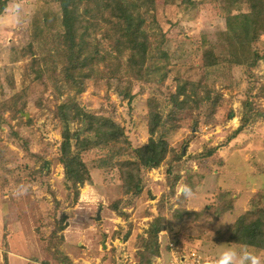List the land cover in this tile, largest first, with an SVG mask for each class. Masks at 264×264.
<instances>
[{
  "label": "rangeland",
  "instance_id": "rangeland-1",
  "mask_svg": "<svg viewBox=\"0 0 264 264\" xmlns=\"http://www.w3.org/2000/svg\"><path fill=\"white\" fill-rule=\"evenodd\" d=\"M86 1L79 7L84 11L89 3L88 20L96 19L102 29L114 27L102 17L107 10L97 11ZM135 1L153 20L151 37L167 32L170 76L150 83L114 72L112 62L99 63L100 71L85 80L75 100L86 112L113 117L133 147L146 145L152 136L165 138L182 157L146 168L144 189L130 199L117 167L135 157L128 143L79 150L73 139L91 175L75 200L60 162L62 134L68 128L81 137L92 134L84 121L65 123L58 115L62 101L73 94L59 55L66 35L63 10L59 0H27L22 25L6 19L0 26V264H62L56 255L69 257V264H136L156 217L165 225L159 233L162 252L153 264L168 263L171 243L216 257L217 245L229 243L216 241V233L248 211L264 214V56L249 69L231 62L229 50L228 19L250 13V5ZM251 24L254 45L264 54V10ZM95 33L109 47L102 31ZM206 45L215 47L219 64L205 65ZM176 77L195 82L197 89L181 96L186 103L171 111L169 91ZM150 99L164 120L154 135ZM11 106L24 110L14 113ZM169 168L181 175L173 196ZM182 184L193 188L192 199L178 194ZM115 203L127 217L113 209ZM64 217L65 229L54 233ZM249 247L264 256V249Z\"/></svg>",
  "mask_w": 264,
  "mask_h": 264
},
{
  "label": "trees",
  "instance_id": "trees-1",
  "mask_svg": "<svg viewBox=\"0 0 264 264\" xmlns=\"http://www.w3.org/2000/svg\"><path fill=\"white\" fill-rule=\"evenodd\" d=\"M63 10V23L66 35L60 38L61 52L59 55L64 58L63 76L68 82V90L72 95L65 97L59 106V117L68 121H84L86 130L92 137H81L72 133L68 128L63 134L60 144V162L64 166L65 178L69 188L75 194L77 201L80 192L79 186L91 179L90 171L81 157V153H76L73 139H76L75 147L85 150L93 145L126 141L135 153L134 158L121 160L117 163L120 179L123 183V191L130 199L140 195L144 189L145 170L150 166H160L169 159L182 157L176 154L165 138L156 140L153 136L150 141L142 147H133L126 137L125 130L120 123L113 117L86 112L75 100V96L85 88V80L99 72V63L108 64L112 62L114 72H121L127 77L136 78L140 81L156 83L164 82L170 76L169 59L170 53L165 47L167 43V32L162 28L160 37H151L149 29L154 28L150 24L151 20L145 16L141 9V4L135 0H87L96 5L97 11L107 10L108 15L102 13L104 19L112 22L114 27L102 29L96 19L88 20L89 3L84 9L80 10L79 4L83 0H59ZM191 4L192 0H184ZM145 2V1H144ZM141 1V3L144 4ZM150 3L155 6L156 1ZM238 3L250 5L252 11L248 14H240L229 17V50L232 55L231 62L238 65H246L249 69L255 67L259 59L264 56L254 45L252 37L253 18L264 10V0H226L227 6ZM6 0H0V13H3ZM147 13V12H146ZM92 15H95L92 13ZM100 15V14H99ZM155 19V17H153ZM86 21V22H85ZM160 27V26H159ZM97 30L102 31V39L110 40L109 47L104 46V41L96 38ZM127 52V53H126ZM127 56L126 60L121 57ZM204 63L206 66L219 64V56L216 54L214 46L204 47ZM175 88L170 87L169 99L172 103V110L186 103V98L181 96H191L197 89V84L187 78L176 77ZM152 105L149 115V130L154 135L164 122L160 111L157 109L154 99H150ZM14 113L24 110L23 106L10 107ZM2 107L0 106V117H3ZM168 123L169 120H167ZM25 150L28 147L22 144ZM173 169H168V180L172 196L175 194V186L180 181L181 175H172ZM187 182L192 186V175H189ZM75 190V191H74ZM113 209L122 216L127 217V213L122 211L118 203ZM64 220L54 231L65 229ZM164 219L155 218L151 222L146 238L144 249L139 251V261L136 264H153L156 256L162 252L159 233L164 229ZM216 241H227L239 245L253 246L264 249V214L248 211L238 218V220L222 232L214 235ZM56 245V243H53ZM60 258L62 264H69V257ZM49 264V262H47Z\"/></svg>",
  "mask_w": 264,
  "mask_h": 264
},
{
  "label": "clouds",
  "instance_id": "clouds-1",
  "mask_svg": "<svg viewBox=\"0 0 264 264\" xmlns=\"http://www.w3.org/2000/svg\"><path fill=\"white\" fill-rule=\"evenodd\" d=\"M26 5L27 0H9L3 13H0V26H3V22L6 19H12L17 25H22L27 19L25 13ZM142 146L140 145L139 147ZM178 194L185 200L192 199L195 195L193 188L188 184L180 185ZM217 248L218 251L213 264H264V256L252 251L249 246L224 243L217 245Z\"/></svg>",
  "mask_w": 264,
  "mask_h": 264
},
{
  "label": "built area",
  "instance_id": "built-area-1",
  "mask_svg": "<svg viewBox=\"0 0 264 264\" xmlns=\"http://www.w3.org/2000/svg\"><path fill=\"white\" fill-rule=\"evenodd\" d=\"M171 246V257L167 264H213L215 256H211L196 248Z\"/></svg>",
  "mask_w": 264,
  "mask_h": 264
}]
</instances>
